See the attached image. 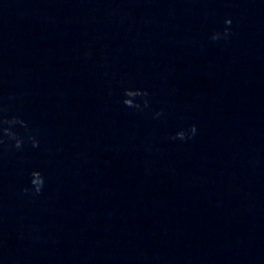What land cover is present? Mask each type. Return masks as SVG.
Returning <instances> with one entry per match:
<instances>
[{
  "label": "clouds",
  "instance_id": "1",
  "mask_svg": "<svg viewBox=\"0 0 264 264\" xmlns=\"http://www.w3.org/2000/svg\"><path fill=\"white\" fill-rule=\"evenodd\" d=\"M232 24L231 19H226L225 20V25L226 27L224 28L223 32H215L213 33L211 39L212 40H219L221 38L227 39L228 36L231 34L230 33V26ZM148 93L145 90L142 89H137V88H126L124 90V98L122 103L129 108H134L137 110H142V108H147L148 107V100L143 99L142 104L141 102L137 101V97H147ZM163 113L162 112H156L155 116L159 117ZM5 124L8 125V127L3 128V135L6 136L8 139L14 141L13 147H15L17 150L21 149L24 144L23 138L17 136V134L13 131L12 125L16 123H21L23 124L24 122L21 121L18 117H12L11 119H6L4 121ZM197 132V127L195 124L191 125L188 130L180 129L178 130L175 135L172 137L173 139H180V140H185V139H191L192 137L195 136ZM32 146L33 147H38L39 142L36 140L35 137H30ZM0 143H3V137H0ZM45 178L38 169H33L32 172L30 173V184L32 187H25L22 189V191L25 194L31 193L33 195H39V193L42 191L43 186H44Z\"/></svg>",
  "mask_w": 264,
  "mask_h": 264
}]
</instances>
